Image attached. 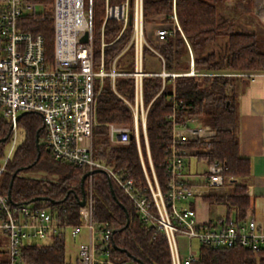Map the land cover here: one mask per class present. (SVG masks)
Segmentation results:
<instances>
[{
	"label": "built area",
	"instance_id": "1",
	"mask_svg": "<svg viewBox=\"0 0 264 264\" xmlns=\"http://www.w3.org/2000/svg\"><path fill=\"white\" fill-rule=\"evenodd\" d=\"M46 7L32 0H0V114L10 123L9 148L0 163V254L4 264H31L25 258V251L29 246L38 245L36 241L47 243L59 235L66 239L67 231L75 238L82 229H85V240L77 244L74 264H131L112 257L111 228L94 219L91 177L97 169L105 172L129 198L140 221L165 238L170 264L198 261L201 247L241 246L254 252L264 250V223L250 215L245 214L242 219L233 213L214 220L199 218L198 205L206 203L204 195L223 194L233 185L230 177L223 175V164L206 157L210 151L206 140L214 131L198 117L185 116L177 122L174 114L167 116L171 120V142L162 162L163 183L154 171L146 135L148 106L143 102V77L160 76L163 88L167 77L173 80L176 76L208 75L194 67L188 44V69L180 72L166 71L164 58L156 50L157 45L176 31L184 37L175 12V0H171L167 21L164 15L155 16L154 21L147 20L143 0H52L49 5L53 31L51 51L40 34L27 29L28 21L46 17ZM95 11L102 14L99 23H95ZM111 21L115 25H110V29H117V33L112 41H106V25ZM148 21L154 27L151 37L147 32ZM122 36L126 38L121 48L106 59L104 48ZM96 42L99 44L97 55ZM145 52L159 59L162 70L147 71ZM258 73L240 71L228 75L253 80ZM117 77L132 78L131 99L117 93L114 86ZM106 81L132 115L131 123L104 124L109 145H128L134 138L145 179L143 185H136L132 178L94 157L93 131L99 125L97 99ZM29 112L41 117L44 144L52 158L85 167L89 172L84 204L77 212L78 224L63 220L49 205H37L35 201L14 203L2 188L6 162L20 140L18 116ZM199 140L205 142L185 145ZM191 160L203 163L205 170L190 171L187 164ZM197 177L201 180H196ZM177 238L185 241V248L179 247ZM192 241L197 243V249L192 248Z\"/></svg>",
	"mask_w": 264,
	"mask_h": 264
},
{
	"label": "trees",
	"instance_id": "2",
	"mask_svg": "<svg viewBox=\"0 0 264 264\" xmlns=\"http://www.w3.org/2000/svg\"><path fill=\"white\" fill-rule=\"evenodd\" d=\"M32 1L47 6L46 17L28 21L27 29L40 34L47 50L51 51L53 31L49 5L52 0ZM218 1L175 0V12L184 37L176 31L157 45L156 50L164 58L166 71L180 72L188 69V44L193 53L194 67L208 75L176 76L173 80L167 77L163 88L160 76L143 77V102L148 106L146 135L154 171L159 182L163 183L165 176L162 162L171 142V120L167 116L174 114L177 122L185 116H196L203 125L211 128L214 133L206 140L210 144L206 157L223 164V175L230 177L233 187L223 194L204 195L203 200L208 204H222L227 215L233 213L237 219H242L250 206V199L241 179L250 175L251 163L249 158L241 156L238 151L236 93L233 87L236 76L228 74L264 71V37L254 31H237L231 23L220 26L217 22ZM143 2L147 20L154 21L158 15H164L165 21L168 20L171 0ZM101 17V13L94 12L95 23H99ZM110 25H115V22L106 25V41H112L117 33V29L111 30ZM125 38L119 37L104 48L106 59L121 48ZM220 38L225 39L224 54L222 49L218 53L206 50ZM97 53L99 44L96 42ZM114 86L117 93L131 99V77L115 78ZM96 118L99 125L93 131L94 157L132 178L136 185L145 184L134 138L128 145H109L104 124L131 123L132 115L107 81L97 99ZM18 128L21 140L6 162L1 178L3 190L8 191L11 175L20 168L10 187V197L14 203H27L31 199L41 198L35 201L37 205H49L63 220L78 224L77 199L81 198V178L87 169L52 158L44 144L41 117L38 114L29 112L20 116ZM36 133L38 147L35 143ZM4 137L6 140L0 141V155H3L10 137V123L0 114V139ZM202 142L205 140L190 141L185 145H199ZM140 143L145 151L142 137ZM26 172L43 173L50 178L30 176ZM86 187L85 178L84 192ZM111 188L117 201L111 195ZM91 193L94 219L98 223H107L111 228L110 252L115 260L131 264H170L165 238L140 221L132 202L105 172H93ZM199 255V260L191 264H264V250L254 252L241 246L220 249L201 247ZM25 258L31 264H74L66 260L63 235L55 236L41 245L29 246ZM0 264H4L1 254Z\"/></svg>",
	"mask_w": 264,
	"mask_h": 264
},
{
	"label": "crops",
	"instance_id": "3",
	"mask_svg": "<svg viewBox=\"0 0 264 264\" xmlns=\"http://www.w3.org/2000/svg\"><path fill=\"white\" fill-rule=\"evenodd\" d=\"M217 22L220 26L231 23L237 31L260 33L258 28L264 31V0H219ZM224 48L225 39L220 38L206 50L219 52L222 49L224 54ZM233 87L236 93L238 151L251 163L250 175L241 179L250 199L246 214L264 223V71H259L253 80L236 77Z\"/></svg>",
	"mask_w": 264,
	"mask_h": 264
},
{
	"label": "rangeland",
	"instance_id": "4",
	"mask_svg": "<svg viewBox=\"0 0 264 264\" xmlns=\"http://www.w3.org/2000/svg\"><path fill=\"white\" fill-rule=\"evenodd\" d=\"M153 24L151 21L147 22V32H149V36L151 37L153 34ZM258 35L260 37H264V31H262V28H258ZM144 64L146 69H150L152 71H160L162 70V64L155 56H153L150 52H145L144 54ZM21 140V137H20ZM19 140V142H20ZM9 148V145L7 144L5 148L3 149V155H0V163H2L3 156L7 153ZM187 167H189L190 171H196L198 173H202L205 170V165L203 163H195L194 160H191V164H187ZM27 175L30 176H38V177H46L50 178V176H46L43 173H35V172H26ZM196 180H201L200 177H197ZM201 203V202H200ZM225 214V207L222 204H207V203H201L198 207V215L199 218H206L210 220L216 219L218 216H222ZM85 240V229L81 230V234L75 238H72L69 236L67 231V236L65 239V255L66 260L73 263L76 258V251H77V244L81 241ZM46 242V241H43ZM177 243L180 248L184 246L186 247L185 241L182 238H177ZM36 244L40 245L42 242L36 241ZM191 246L193 249H197V243L195 241H192Z\"/></svg>",
	"mask_w": 264,
	"mask_h": 264
},
{
	"label": "water",
	"instance_id": "5",
	"mask_svg": "<svg viewBox=\"0 0 264 264\" xmlns=\"http://www.w3.org/2000/svg\"><path fill=\"white\" fill-rule=\"evenodd\" d=\"M83 39L85 40L86 38L85 37H83ZM24 113H21L19 116H18V118L20 117V116H22ZM6 140V137H4V138H2V139H0V141H5ZM35 143H36V147H38V133H36V137H35ZM20 170V168H18V169H16L14 172H13V174L11 175V179H10V182H9V189H8V194L10 195V187H11V184H12V180H13V178H14V176L16 175V173L18 172ZM94 171H102V170H100V169H97V170H94ZM93 171V172H94ZM89 174V172L87 171L83 176H82V178H81V183H80V188H81V198H79V199H77L78 201H77V204L79 205V206H83V204H84V189H83V182H84V179L86 178V176ZM111 195H112V197L116 200V197H115V195H114V191H113V189L111 188ZM36 200H41V198H34V199H31V201L30 202H33V201H36ZM117 201V200H116ZM122 206V205H121ZM123 207V206H122ZM123 209H124V211L126 212V209L123 207ZM127 215V214H126ZM128 224V219H127V221H126V225Z\"/></svg>",
	"mask_w": 264,
	"mask_h": 264
}]
</instances>
